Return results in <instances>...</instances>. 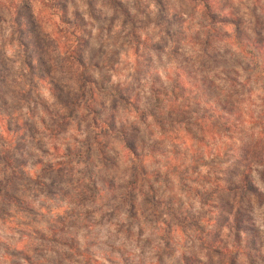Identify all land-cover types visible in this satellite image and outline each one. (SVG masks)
Masks as SVG:
<instances>
[{
  "label": "clouds",
  "instance_id": "1",
  "mask_svg": "<svg viewBox=\"0 0 264 264\" xmlns=\"http://www.w3.org/2000/svg\"><path fill=\"white\" fill-rule=\"evenodd\" d=\"M23 6L0 30V264H264V0ZM53 20L84 68L50 48L37 80Z\"/></svg>",
  "mask_w": 264,
  "mask_h": 264
},
{
  "label": "rangeland",
  "instance_id": "2",
  "mask_svg": "<svg viewBox=\"0 0 264 264\" xmlns=\"http://www.w3.org/2000/svg\"><path fill=\"white\" fill-rule=\"evenodd\" d=\"M5 0H0V30L4 28L5 25H8L11 27L13 24H15L16 20L25 12V7L22 4L20 7L12 8L9 11H4L2 5L4 4ZM51 29L49 31V38L41 40L40 44L38 45L37 50L43 51L44 55L42 56V63L43 66L45 67L44 73L40 75H35L33 73V68L32 65L26 60L25 61V67L26 71L29 77H34L37 80H45L49 77L52 76V73L56 69V64L55 61L49 62L48 58V52L49 49L52 48L55 51L58 52H66L69 48H71L72 53H70V63H74L75 65L79 66L80 68H84V63L83 65H78L74 55V50H78L81 47V41L79 39V25H70L68 24L67 26L69 28L75 27V31H71L69 33H66L65 30L61 27L58 26L57 22L55 20L51 21ZM59 24H67L66 21L63 19L59 20ZM87 62V61H86ZM7 68H6V62L0 58V83L4 81L6 78V73H7ZM81 76H83V73H81ZM49 83H52L53 81L51 79L48 80ZM61 87L64 86L62 81L58 82ZM118 95V94H117ZM215 126V123H214ZM12 131V127H8V132ZM4 139L3 135H0V142H2ZM264 179V178H262ZM2 219V218H0ZM2 226V225H0Z\"/></svg>",
  "mask_w": 264,
  "mask_h": 264
},
{
  "label": "trees",
  "instance_id": "3",
  "mask_svg": "<svg viewBox=\"0 0 264 264\" xmlns=\"http://www.w3.org/2000/svg\"><path fill=\"white\" fill-rule=\"evenodd\" d=\"M12 2L13 3H17V4H20V5H22V4H24V0H12ZM14 8H16V7H14ZM13 8V9H14ZM67 33H69V32H67ZM73 51V50H72ZM72 51L70 52V53H72ZM74 57H75V59H76V61H77V63H78V65H83V63L80 61V59L78 58V56H77V50H74V55H73Z\"/></svg>",
  "mask_w": 264,
  "mask_h": 264
}]
</instances>
